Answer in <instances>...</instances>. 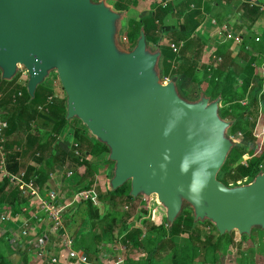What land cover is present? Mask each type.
<instances>
[{
    "label": "water",
    "instance_id": "95a60500",
    "mask_svg": "<svg viewBox=\"0 0 264 264\" xmlns=\"http://www.w3.org/2000/svg\"><path fill=\"white\" fill-rule=\"evenodd\" d=\"M126 14L105 0H0V71H28L31 97L55 71L77 118L105 143L112 190L131 183L134 198L157 196L172 226L185 206L221 234L264 229V170L226 185L218 174L235 145L221 96L183 95L179 76L161 79L162 51L142 28L122 42Z\"/></svg>",
    "mask_w": 264,
    "mask_h": 264
},
{
    "label": "trees",
    "instance_id": "16d2710c",
    "mask_svg": "<svg viewBox=\"0 0 264 264\" xmlns=\"http://www.w3.org/2000/svg\"><path fill=\"white\" fill-rule=\"evenodd\" d=\"M105 1L115 10L125 13L129 18L128 24L131 27V31H129L127 36L131 47L134 46L139 38L142 28L145 29L147 41L151 44H157L164 31L175 30L173 27L161 25L163 15L172 10L173 4H168L165 8L158 4L156 7L154 6V9L146 13L139 14L138 12L136 14L137 0ZM183 5L185 4H179L178 7L180 10L183 9L185 11L192 4H186L185 8H183ZM191 9L188 17L193 20L192 29H188L189 22L182 25L179 30L175 31L176 41L181 39L188 40L197 26L195 17L199 10L194 9L191 11ZM158 46L162 51L160 61L161 79L166 80L173 76H179V78L188 76L198 85L199 93L196 98L199 97L200 92H204L211 99L221 96L223 106L220 107V115L222 118L233 122L229 129V134L242 133L240 139L234 140L235 145L219 172L221 178H218L226 185L237 182L244 177L252 176L253 178L258 173L259 164L264 163V149L260 154L252 157L248 164H242L241 161L245 153L253 154L258 146L256 145L251 150L247 148L248 144L254 139L253 128L255 127V121H251L250 118L253 117L254 119L259 114L261 105L264 107V81H262L263 78L261 76L255 73V67L253 66L257 60L256 55L261 54L263 47L256 49L258 53L251 51L250 48L248 49L250 51L247 52L254 59L248 60L245 66L242 67L241 71L247 76L244 78L243 84L238 86V74L236 75L234 71L224 73L220 67L210 71L207 68H199L195 60L187 59V56L182 57V54L177 57L169 47L161 44ZM245 48L246 44H244L243 49ZM18 76L19 73L10 81L4 80L0 71V92L3 94L10 93V101L20 110L19 116L13 123H9L7 130L5 149L7 150L6 158L9 171L17 172L19 170V151L23 150V152H26L33 149V147L35 157H38L36 156L37 153H39V156L41 154L36 159L39 167L37 169L36 167H30L27 170L28 174L35 173L38 175L37 181L43 188L50 181V173L58 170L68 161L75 162L83 170L81 174L83 178L95 176L98 172L99 164L93 163L90 157L104 158L107 156V162L114 163L108 159L110 149L105 143L95 138H89L86 135V126L79 119H67L66 93L63 97L57 95L54 88L45 85L47 83L45 80L38 86L34 97H31L26 87L23 91H20V95L19 91L17 92L13 89L15 82L19 78ZM252 83L256 84V87L251 86ZM13 93L15 95L12 98ZM246 95H248V104L242 105L240 100ZM49 97L52 98V103L46 105ZM42 105H46V107L40 110L39 107ZM4 118L8 120L5 114ZM24 120L28 122V129H30L31 123L35 121H37L41 129L40 137L31 134L26 144L17 137L10 138L15 127L20 121L23 122ZM79 122H81V126ZM66 128L67 132L65 135L72 132L75 136V141L79 142L82 147L81 149L86 157L82 162L75 160L71 151L58 149L57 153L54 152L57 148L53 145ZM18 148L20 150H17ZM130 190L131 186L124 184L116 190H112L109 186L105 191L100 192L97 197L100 202L107 206V212L102 216L99 209L96 208L97 206L93 204L92 198H87L84 201L90 207V219L94 224H92L89 232L83 233L78 238L75 237V246L87 253L91 262L98 259V250L104 246L103 241H107L111 237H116L112 243L122 238L125 243L128 242L130 245H132V239L139 237L138 240H135V249L143 251L144 258H139V255L132 253L128 257L126 264H195L200 257H202L200 264H217L221 257L229 252V246L235 240L233 234H221L209 220H206L214 230L205 236H201L200 230L203 228L205 221H196L190 206L184 207L172 226H168L166 214L163 218L157 216L149 228L146 225V221H144L147 230L145 233L140 227L128 225L129 222L126 217H128L127 212L129 211L125 210L124 213L127 216L124 217L118 213V209L121 207L125 208L128 205L133 206V203L137 201L138 198H134L130 194ZM23 195V192L10 182L8 177H3L0 182V207L4 204L6 205L8 199L13 204H24L27 198ZM142 206L140 215L146 217L150 214V208L147 204ZM95 222L100 223L99 228L93 227ZM185 235L187 236L185 237ZM141 240L142 242H140ZM166 259L169 262H166Z\"/></svg>",
    "mask_w": 264,
    "mask_h": 264
},
{
    "label": "crops",
    "instance_id": "0c3cea01",
    "mask_svg": "<svg viewBox=\"0 0 264 264\" xmlns=\"http://www.w3.org/2000/svg\"><path fill=\"white\" fill-rule=\"evenodd\" d=\"M162 1L163 0H137L136 4H138V6L135 10L136 14H138V12L139 14L146 13L147 11L154 9V6L156 7L158 4H161ZM254 1L258 5L264 6V0ZM168 4H173L174 7L168 13L163 15L161 25L171 28L173 27L175 30L164 31L157 44H153L155 47L159 44L167 46V42L171 40L176 41L175 31L179 30L181 26L187 24V22H189L188 29H192L193 20H190L188 13L191 8L198 9L199 12L195 17L197 26L191 37L188 40H185L186 43L181 49L182 57L187 56V59L195 60L199 68L208 69L214 63L213 56H220L222 62L218 67H220L224 73L234 71L236 75L238 74V80L244 81L247 74H244L241 71L242 67L245 66L248 60L254 59V57L247 51L251 50L257 52V48L260 49L263 47L261 54L258 56L256 55L257 60L253 66L255 67V73L261 76L263 78L262 81H264V12L261 10L260 6H250V4L244 0H168ZM179 4H185L183 5V8H185L186 4H194V7H188L183 11V9L180 10L178 7ZM180 7L182 8V6ZM194 9H191V11ZM213 19L216 20L215 23L213 22ZM129 30L130 27H128V31ZM225 30H229L238 35L242 41H235L233 39L224 40L226 34ZM256 37H260L261 40L257 41ZM244 44L249 46L250 50L246 48L243 49ZM27 79L28 78L26 77L23 79L19 78L15 82L13 89L17 92H20L21 90L23 91L25 87L27 88ZM190 83L192 84L195 82H193L188 76H181L178 80V85L184 84L187 86ZM45 85L52 87L48 81ZM251 86L256 87V84L252 83ZM14 95L15 93H13L12 98ZM10 96V93H4L3 101L1 102L2 110L6 118L9 123H13V121L19 116L20 110L10 101ZM261 108H263L262 105ZM260 110L262 111V109ZM261 114H263V112ZM24 123H26V120L19 122L15 127L14 132L10 135V138L17 137L20 141L26 144L28 142L27 139L31 134L40 137L41 129L38 126L37 121L34 122V126H31L30 129L26 128ZM86 135L89 138H93L88 129ZM63 137L64 139L69 140V145L72 147L71 150L70 146L68 147L64 144ZM60 138L62 140V148L65 151H71V153H73V143L76 140L74 134L72 132L67 135L61 134ZM31 150L26 152H23V150L19 151V169L30 167H36L37 169V167H39L36 159L30 157ZM54 152L57 153L58 149ZM90 158L93 163L99 164V173H102L104 168H102V163L99 161V158ZM69 162L71 163L67 165V167L74 164L73 161ZM73 170L74 172H83V170L77 165ZM51 173L53 175H50V181L46 186L47 188L57 189L59 193L62 191L63 181L65 179L72 180L73 176L76 174L74 173L72 178L66 177L65 168L59 176L55 175L53 172ZM3 177L4 175L1 172L0 182ZM25 197L27 198V201L24 204H13L9 202L10 199H8V203L0 207L1 212L14 216L13 221L0 222V264H50V259L54 256L58 257L60 261L59 264H65L67 261V250L61 245L58 239V234L52 229L50 221L44 215L38 214V218H32V214L35 211L39 212V206L37 202H31L27 196ZM26 218H30V223L28 226V234L24 235L21 226ZM87 221L88 223L83 225L76 238L91 230L92 221L89 218V215ZM66 224H68V228L71 229L69 223L66 222ZM40 235H43L46 239L47 243H45L44 247L38 242V237ZM111 248L113 249V254H109L107 249H105V246L100 247L97 254L98 259H96L97 264H105L107 259H110L117 254L115 247L113 248L111 245ZM260 249H262V247H260ZM79 250L83 251L81 249ZM254 254L255 253L244 257L240 255L238 257L239 260H237V257L235 256L236 258L234 259L236 261L234 263L264 264V250L260 251V261H257L258 257L256 255L254 256Z\"/></svg>",
    "mask_w": 264,
    "mask_h": 264
},
{
    "label": "rangeland",
    "instance_id": "374dc122",
    "mask_svg": "<svg viewBox=\"0 0 264 264\" xmlns=\"http://www.w3.org/2000/svg\"><path fill=\"white\" fill-rule=\"evenodd\" d=\"M129 22V18L127 16H125L124 19V25H123V32L122 34L125 35H129V31H131V27L128 24ZM128 27H130V30L128 31ZM21 74L19 72V78H20ZM18 78V79H19ZM50 82V84L52 85V87L54 88L55 92L57 95L63 97L65 95V91L61 85V82L59 80V77L57 75V73L55 71H53L51 73V76L46 78V82ZM181 93L183 95H185L186 97H188L189 99H196V96L199 93V89L198 86L195 83H190L187 86H185L184 84H179L178 85ZM221 106H223V104L221 103ZM262 111L259 112V114L253 119V121H255V127L253 128V133H259L260 127L262 126V122L264 119V107L261 108ZM263 112V114H261ZM81 124V122H79ZM78 123V124H79ZM26 128H29L28 126V122L24 123ZM23 125V126H24ZM24 127V128H25ZM31 128V126H30ZM67 132V128L63 131V135H65ZM61 138L59 137L58 140L55 142V144L53 146H56L57 149H63L62 145H61ZM63 142L65 145H67L68 147L70 146V150H71V145H69V140L64 139L63 137ZM258 142H260V138H257L254 135V139L252 140L251 143L248 144V150H251L252 148L256 147V145L258 144ZM30 151V150H28ZM34 150L32 149L30 152V157L37 159L38 157H35V152H33ZM72 157H73V153H72ZM107 156H105L104 158L101 157L99 158V161L102 163V168H104V170L102 171V173H99V169L98 172L95 176H87V177H82V172L77 171L74 178L72 180L70 179H65L63 181V187H62V191L59 193V201H61V205L64 207V215H65V221L67 223H69V227L71 226V232L73 233L74 237L77 236V234H79L81 228L83 227L84 224L88 223L87 219H88V215L89 218L91 216V211H90V207L88 205V203H85L84 201L87 200V197H85V194L87 192H91V194H94V198L91 199L93 204L95 206H97L96 208L99 209L100 211V215L102 216L105 212H107V206L100 202L97 195L100 192L105 191L109 186V182L111 179V174H112V169L114 166V163H109L107 162ZM66 164L63 165L61 168H59L56 171H52L55 175L59 176L61 174V172L64 170ZM1 173V170H0ZM218 177L221 178V176L218 174ZM252 180V176L251 177H244L241 180L231 183L230 185H236V184H244V183H248ZM127 186H131L130 182L126 183ZM153 197H157L156 195H153ZM151 202L155 205H153L150 208V214L145 216L140 215V209L143 207L142 205H144V203H142L140 201V198L137 199V201L135 203H133V206H126L125 208H119L118 213L122 214L124 217H126L127 215L124 213L125 210H128V225L132 226V227H140L142 228V230L144 231V233L147 231L146 230V226L144 224V221H146V225L149 227H151V225L153 224V221L156 220L157 216L160 217H164V215L166 214L165 209L163 208V206H161L160 204L155 202V199H151ZM122 206V205H121ZM124 209V210H123ZM92 218V217H91ZM125 218V219H126ZM159 218V217H158ZM92 224H94V222H92ZM68 225V224H67ZM93 227H100V223L99 222H95V225ZM73 228V231H72ZM212 230H214V228L212 229L211 226H209L208 222L205 221L203 224V228H201L200 233L201 236H205L207 234H209ZM230 234H233V238L235 239L233 241V243L229 246V252L225 255H223L220 259V261L217 264H235L234 262L236 261L234 258L237 257V260H239V256L241 255L242 257L244 256H248V255H256L258 257L257 261H260V251L264 250V229L261 228H256L254 231H252L251 234H244V235H240L237 231H233ZM187 235H185L186 237ZM116 238V237H114ZM114 238H109L107 241H103V245L105 246V249H107V251L109 252V254H113V249L111 248V245L113 246L115 243H112ZM138 240L139 237H136L134 239H132L133 243L131 242L132 245L130 250H129V254L132 252L133 254L139 255V258H144L143 255V251H140L138 249H135L136 247V243L135 240ZM142 242V240L140 241ZM262 243V244H261ZM261 244V245H260ZM259 246V247H258ZM260 247H262V249H260ZM147 249V248H146ZM115 254V253H114ZM236 256V257H235ZM201 258H198L195 262V264H200L201 262ZM166 262H169L166 259ZM239 262V261H238ZM237 262V263H238Z\"/></svg>",
    "mask_w": 264,
    "mask_h": 264
},
{
    "label": "built area",
    "instance_id": "2783aa9c",
    "mask_svg": "<svg viewBox=\"0 0 264 264\" xmlns=\"http://www.w3.org/2000/svg\"><path fill=\"white\" fill-rule=\"evenodd\" d=\"M250 4V6H260L255 3L254 0H244ZM161 5L163 8L167 7L168 0H163L161 2ZM194 7V4L191 5ZM261 10L264 12V6H260ZM213 22L215 23L216 20L213 19ZM226 34L224 36V40L227 39H233L235 41H242V39L234 34L233 32L229 30H225ZM122 42L126 44L127 47H131L129 38L127 35L122 34L121 38ZM257 41H260V37H256ZM186 41L185 40H179V41H169L167 42V46L172 50L174 54H176L177 57H180L181 49L184 47ZM246 49H249V46H246ZM214 63L212 66H210L208 69L209 71L212 69H216L222 62V58L220 56L214 55L213 56ZM20 79L28 78V71L27 70H21L20 71ZM167 78L166 80H168ZM243 81L238 80L237 85H242ZM21 95V92H19ZM248 95L246 97H243V99L240 100V103L242 105L248 104ZM52 98H48V102L46 103H52ZM3 101V93L0 92V170L2 174L9 178L10 182L15 184L19 190L23 192L25 196L28 197V199L31 200V202H37L39 206V212L35 211L32 214V218H38L40 214L44 215L51 223L52 229L58 234V239L63 247L67 250V261L65 264H97L96 261L91 262L89 259V256L84 251H80L76 246V239L71 232V230L68 228L66 221H65V215H64V208L62 207L60 201H59V192L55 188H43L38 183V175L35 173L28 174L27 168H21L17 172L9 171L8 170V163L6 158V141H7V130L9 128V122L4 118L3 110H2V102ZM46 105H42L39 107L40 110L44 109ZM251 121H253V117L250 118ZM31 126H34V122L31 123ZM260 132L254 134L257 138H260V142H258V146L256 151L253 154L245 153L243 155L242 164H248V161L256 156L257 154H260L264 149V121L262 122V126L260 127ZM231 137L234 140L240 139L242 137V133H237L236 135H231ZM74 146V152H73V158L77 160L78 162H82L84 159H86L84 152L82 151V147L80 146V143L75 141L73 143ZM17 150H20L19 148ZM21 151V150H20ZM36 156H39V153L36 154ZM71 162H67L65 166L66 170V177L72 178L74 175L73 168L76 166L75 162L70 167H67ZM264 170V163L259 164V170ZM53 175L52 173L50 174ZM94 194H91V192H87L85 194V197L87 198H94ZM151 199H155V202L158 203L157 197H140V201L144 204H147L149 208H151L153 205L151 202ZM159 204V203H158ZM39 214V215H38ZM13 215L8 213H3L0 211V222L5 221H13ZM30 218H26L24 222L22 223L21 229L22 233L24 235L28 234V226ZM38 242L42 247L45 246L46 239L43 235H40L38 237ZM115 247V250L117 251V254L105 261V264H126L128 257L132 254V252L129 254L130 245L125 243L122 238L118 239L115 244L113 245V248ZM129 248V250H128ZM60 261L58 257H52L50 259V264H59Z\"/></svg>",
    "mask_w": 264,
    "mask_h": 264
}]
</instances>
